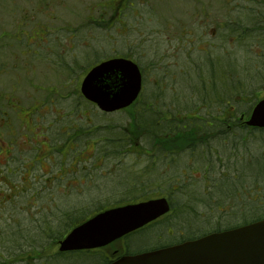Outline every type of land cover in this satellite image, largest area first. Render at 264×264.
<instances>
[{
    "label": "trees",
    "instance_id": "16d2710c",
    "mask_svg": "<svg viewBox=\"0 0 264 264\" xmlns=\"http://www.w3.org/2000/svg\"><path fill=\"white\" fill-rule=\"evenodd\" d=\"M256 8L242 11L236 23L230 26L232 30L229 36L233 43H237L235 50L242 49L238 55H235V51L228 56L207 57L205 71L199 70L194 76L189 74L191 83L197 88L200 87V97L205 102L198 105L196 110L189 111L183 107L177 100L179 93L171 86L173 92H163V88L170 85L169 83L158 81L151 94L147 93L145 83L141 99L129 112L127 111L129 120L126 122L118 120L104 124L94 120L92 123L88 118L80 119L77 128L65 131L66 138L61 144H66V152H62L52 139L55 154L62 155L59 161L67 160L69 163L76 161L77 165L66 174L55 172L52 175H38L37 178L34 175V187L30 181L27 187L20 190L17 188V195L13 198L5 196L7 203L21 194L15 205H9L10 212L0 223V264H4V260H7L8 264L11 262V264H109L113 255L120 253L137 255L190 240L176 236L190 234L193 239H198L210 233L227 231L263 220L264 212L258 215L251 212L245 214L243 222L239 221L241 217L237 214L236 206L241 204V197L234 195L238 190L230 197L232 205L233 201L238 202L227 207L229 193H225L224 189L226 181L234 184L244 176L260 183V179L255 178L254 174L262 176L261 191L264 189V129L251 128L245 124L253 107L264 94L263 92L260 95L263 85L256 86L261 77L260 73L255 72L252 67L253 60L264 59L263 44H259V38L264 39V8ZM229 36H224V40L229 39ZM254 46L260 49L254 51ZM246 53H250V57H246ZM202 55L210 56L208 53ZM84 56L79 59L80 63ZM96 62L87 63L80 68L82 71L85 70L86 75ZM137 64L141 68V64ZM192 65L196 67L198 64ZM157 67L159 65L151 63L148 68L153 70ZM141 70L143 71L142 68ZM197 99L199 101L198 97ZM73 112L75 116L84 115ZM207 129L210 131L208 135ZM90 140L95 141L94 154L87 160L77 161L82 150L81 144L85 142L83 144L85 146ZM218 140H222L223 144L219 145ZM212 141L214 143L210 144ZM197 146H202L210 155L205 157L204 151H198ZM229 147L248 152L250 156L247 158L252 156L253 162L247 160L243 163L244 157H227L225 150ZM259 148L261 157L253 154ZM88 161H93L89 167ZM212 163L218 170V179L207 188L208 193L197 196L188 188L189 182L194 184L197 181L196 177L193 174L189 176L180 174H185L189 167H194L192 173L201 172L204 179L210 180L213 177ZM233 163L237 164L234 173L231 172ZM35 165L34 163L33 166ZM35 168L32 167L31 175ZM90 168L96 169L95 176L91 175ZM247 171L251 176L246 174ZM18 172L16 170L14 173L13 168L7 169L9 175ZM113 172L115 176L112 179L108 178ZM119 173L122 176L118 175ZM2 183L6 185L3 181ZM258 183L252 184L254 188ZM257 189L260 191V188ZM53 191L55 196L51 197V200L62 193V198H65L67 203L52 210L41 200H47L45 196L52 195ZM252 191L253 187L249 186V192ZM71 195L75 196L70 197ZM80 195L83 197L81 204L73 208L81 198ZM162 197L167 198L171 205V211L165 217L173 218L179 215L187 218L189 220L186 221V225L187 227L192 225V230L188 229L184 233L175 232L167 240L157 238L151 241L144 234L150 232L157 221L125 237L122 240V250L115 251L111 256L104 253V250L110 247L92 252L50 253L51 248L57 246L72 229L97 213ZM214 197L216 202L213 201ZM180 198L185 200L183 209L177 207ZM250 198L248 200L254 203L261 199L264 202V196ZM27 199L33 201V204L29 205L26 201L24 204L21 203ZM0 203H4V200ZM201 206H210V213L213 210L217 211L213 214L217 216V222L212 228L203 230L202 227L196 228L190 223L192 217L195 219L204 217L197 211ZM225 216L228 218L225 219ZM257 216L261 217L256 218ZM229 219L237 221L230 223ZM134 242H141L144 246L134 247L132 246Z\"/></svg>",
    "mask_w": 264,
    "mask_h": 264
},
{
    "label": "rangeland",
    "instance_id": "374dc122",
    "mask_svg": "<svg viewBox=\"0 0 264 264\" xmlns=\"http://www.w3.org/2000/svg\"><path fill=\"white\" fill-rule=\"evenodd\" d=\"M41 1L45 3H40ZM117 1L119 0H0V34L5 32L15 36L17 28L21 26L23 17H31L42 23L53 22L55 25L69 22L75 33L73 41L76 48L72 55L73 74H70L68 87L61 84L64 78L63 73L60 76L55 75V78L51 76L49 81H44L41 78V83H44L45 87L51 84L56 86L55 83H57V91L51 96L54 100L53 103L42 106L41 103L37 102V99L42 96L49 97L45 91L34 87V84L38 85L39 82L32 85V81L28 80L27 82L26 79H16L14 75L0 78V94L9 93L11 96L17 97V100L9 99L5 101L0 99V173L3 174V180L6 184L0 185V201L4 200V203H0V223L4 221L5 216L10 212L9 205H15V201L21 198V194H18L12 200L13 202L6 203L5 196L13 198L17 195V188L20 190L22 187H27L30 181L34 187V175L37 178L38 175H52L55 172L66 174L75 169L76 161L70 163L67 160L64 162L59 161L62 155L55 154L54 145L51 143L52 139L62 152H66V144H61V142L64 143L63 139L66 138L65 131L77 128L80 119L88 118L92 123L94 120V122L104 124L111 121L113 123L118 122V120L121 122L129 120V109L128 112L123 111L120 114L105 115L81 96L80 85L85 76V70L82 71L80 67L85 66L87 63L93 64L99 58L104 60L115 56L130 57L141 64L140 66L146 78L145 83L147 84L148 94H151V91L154 92L153 88H155L158 81L162 80L164 83L170 84L163 88V92L176 90L179 93L178 102L187 110L193 111L197 109L198 105L200 106L205 102L200 97V87L197 88L194 83H191L189 74L194 76L199 70L205 71L204 65L206 61L208 62L207 57L228 56L235 51V55H238L239 50L242 49L235 50L237 43H233L234 41L229 36L232 30L230 26L236 23L241 12L247 11V8H264V0H262L263 3L260 0H124L123 2L127 7L123 14L119 15ZM26 20L24 18V21ZM224 36H229V39L224 40ZM259 44H263L264 48V39L259 38ZM259 49V47L254 46V51ZM14 52L17 53V50H14ZM2 53L3 51L0 52V63L3 62ZM204 53H208L210 56L202 55ZM82 56L84 57L80 63L79 59ZM247 56L250 57V53H246ZM100 60L97 62H100ZM151 63L157 64L159 67L149 70L148 67ZM192 64L198 65L194 67ZM252 67L255 72L260 73L261 77H259L260 80L256 86L263 85L261 86L263 91L260 93L262 95L264 92V59L253 60ZM237 68L242 69V67ZM27 75L28 72H25V78ZM203 97L205 96L203 95ZM33 111L35 112L33 113ZM72 112L84 115L79 117L72 114ZM107 116L109 118H105ZM111 117L115 119L111 120ZM83 123L86 122L83 121ZM48 125H50L49 128ZM208 133L210 131L207 129V135ZM218 141L219 145L223 144L222 140ZM213 143V141L210 142V144ZM83 144H81L82 150L78 154L77 161L87 160L95 152V141L90 140L85 146ZM196 149L202 151L204 148L197 146ZM234 149L232 147L227 148L225 155L232 158L244 157L243 163L247 160L253 162L252 156L247 158L250 156L248 152L242 149ZM203 151L205 157L210 155L207 150ZM253 154L261 157L260 148L257 152L254 151ZM23 159L24 162H22ZM33 159L41 161L44 159V161L40 163V167L38 164L34 166L36 168L31 175L34 164ZM9 160L11 162L8 163ZM91 163L93 161H88V167L91 166ZM2 164L5 165L1 166ZM211 165L213 166L211 167L213 177L210 180L204 179L201 172L194 171L192 173L195 170L194 167H189L187 170L185 168V174H180L181 176L193 174L196 177L197 181L194 184L189 182L188 188L197 196H202L205 192L208 193L207 188L212 186V183L218 179V170L214 167L215 164L212 163ZM231 167V172L234 173L237 164L233 163ZM242 167L244 168L243 164ZM8 168H13L14 173L16 170L19 172L9 175L7 173ZM91 172V175L95 176L96 169L90 168ZM246 174L249 175L248 171ZM118 175L122 176L120 173ZM114 176L115 173L113 172L108 178L112 179ZM254 176L260 179V183L251 181V177L244 176V180L240 179L237 183L233 184L226 181L224 184L225 193H229L227 207L236 205L238 202L233 201L232 205L230 198L234 191L238 190L234 195L238 198L241 197V204H237L236 208L237 214L241 217L239 221L242 222L245 214L253 212L258 215L264 212L263 199L257 200L255 203L248 200L251 199L250 197L263 198L264 196V189L261 191V187H263L262 176L260 174H254ZM179 180L181 179L179 178ZM253 183H258L256 188L252 185ZM249 186L253 187L252 192H249ZM257 188H260V191ZM54 196L55 192L53 191L52 195L47 194L45 196L48 203L45 199H42L41 202H44L43 204L52 210L67 203L64 200L65 198H62V193L51 200V197ZM73 196L75 195L70 197ZM78 198L76 197V199ZM183 198H180L178 201L179 206H177L181 209L185 206ZM67 199L69 200L68 197ZM213 199L216 202L215 197ZM82 200L83 197L81 196L73 208L80 205ZM22 201V204L25 201L29 205L33 204V201L29 199ZM210 208V206L198 208V213H202L204 217L201 219L192 217L190 223H193L196 228L202 227L203 230L215 226L217 216L213 214L217 211L213 210L210 213ZM198 216L200 215L198 214ZM258 217L261 216L256 218ZM224 218L226 219L228 216ZM26 219L29 222V218ZM187 220L189 219L182 218L179 215L173 218L165 217L158 221L150 232L144 235L151 241H155L157 238L167 240L175 232L184 233L188 229L192 230V225L187 227ZM229 221L234 223L237 220L229 219ZM176 237H185L187 240L194 238L190 234ZM121 245L122 242H116L107 250L105 249L104 253L111 256L115 251L122 250ZM132 246L141 247L144 244L134 242ZM56 251H58V246H53L51 252H49L55 253ZM4 261L5 264L7 260Z\"/></svg>",
    "mask_w": 264,
    "mask_h": 264
},
{
    "label": "water",
    "instance_id": "95a60500",
    "mask_svg": "<svg viewBox=\"0 0 264 264\" xmlns=\"http://www.w3.org/2000/svg\"><path fill=\"white\" fill-rule=\"evenodd\" d=\"M143 79L130 59L113 58L93 67L81 83V94L104 113L131 106L140 96ZM264 128V98L247 122ZM170 211L167 199L127 205L102 212L74 228L60 242V252L91 250L111 244ZM112 264H264V220L196 241L124 256Z\"/></svg>",
    "mask_w": 264,
    "mask_h": 264
},
{
    "label": "flooded vegetation",
    "instance_id": "af4514ba",
    "mask_svg": "<svg viewBox=\"0 0 264 264\" xmlns=\"http://www.w3.org/2000/svg\"><path fill=\"white\" fill-rule=\"evenodd\" d=\"M123 1H117L119 15H122L127 7ZM24 18L27 20L24 21ZM74 34L72 25L69 22L55 25L53 22L42 23L31 17H23L21 26L17 28L15 36L5 32L0 34V52L3 51L4 53H2L3 62L0 63V78L14 75L16 79H26L27 82L28 80L32 81V85L39 82L38 85L34 84V87L45 91L49 97L42 96L37 99V102L41 103L42 106L53 103L54 100L51 96L57 91V83H55L56 86L51 84L45 87L44 83H41V78L44 81H49L51 76L55 78V75L60 76L63 73L64 78L61 84L68 87L71 78L72 55L76 51L75 42L73 41ZM5 49L9 51L5 52ZM14 50H17V53ZM25 72H28L26 78L24 76ZM15 98L17 97L11 96L9 93L0 94V99L5 101ZM253 109L245 120L246 125ZM49 127L50 125H48ZM43 161L36 160L33 163L38 164L40 167V163H43ZM3 165L5 164L1 166ZM41 167L43 168V166ZM3 179L4 176L0 173V184Z\"/></svg>",
    "mask_w": 264,
    "mask_h": 264
}]
</instances>
